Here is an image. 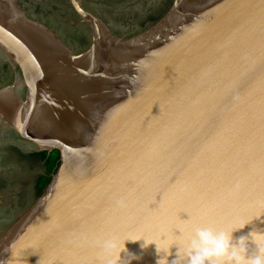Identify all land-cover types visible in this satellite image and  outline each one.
I'll use <instances>...</instances> for the list:
<instances>
[{"label": "water", "instance_id": "1", "mask_svg": "<svg viewBox=\"0 0 264 264\" xmlns=\"http://www.w3.org/2000/svg\"><path fill=\"white\" fill-rule=\"evenodd\" d=\"M187 1L169 0L121 37L74 1L91 27L74 53L0 0L9 11L0 12V56L20 85L0 89V102L8 95L31 108L35 95H57L65 113L78 111L77 133L64 136L45 117L41 132L17 126L0 107V126L51 158L0 264H187L192 224H245L234 239L264 232V0ZM13 15L40 38L17 36ZM38 42L61 55L34 51Z\"/></svg>", "mask_w": 264, "mask_h": 264}, {"label": "rangeland", "instance_id": "2", "mask_svg": "<svg viewBox=\"0 0 264 264\" xmlns=\"http://www.w3.org/2000/svg\"><path fill=\"white\" fill-rule=\"evenodd\" d=\"M12 1L37 25L39 33L52 37L65 48L77 53L88 46L91 27L90 22L82 19L75 10L74 1L91 11L110 35L121 37L145 28L169 0ZM208 1L188 0L185 5L198 2L204 5ZM14 75V71L0 56V89L13 85L19 87ZM11 122L27 128L23 120L13 118ZM33 127V131L41 132L36 128L42 126L34 123ZM32 152H36L40 158L44 157L31 141L15 137L4 126H0V243L34 203L38 195L36 190L42 188L41 176L47 174L44 167L46 165L48 168V162L43 164L40 158L30 154Z\"/></svg>", "mask_w": 264, "mask_h": 264}, {"label": "clouds", "instance_id": "3", "mask_svg": "<svg viewBox=\"0 0 264 264\" xmlns=\"http://www.w3.org/2000/svg\"><path fill=\"white\" fill-rule=\"evenodd\" d=\"M244 226L245 224L231 231H218L211 226L192 224L185 237L187 264H264V232L251 230L246 235L233 238V232ZM249 237H251V243L257 246L255 255L248 253ZM140 239L143 238L135 240ZM143 242V245L155 243V241L144 239ZM104 246L113 248L115 242L106 240ZM109 264H117V261H110Z\"/></svg>", "mask_w": 264, "mask_h": 264}, {"label": "bare ground", "instance_id": "4", "mask_svg": "<svg viewBox=\"0 0 264 264\" xmlns=\"http://www.w3.org/2000/svg\"><path fill=\"white\" fill-rule=\"evenodd\" d=\"M200 5H202L201 2L195 3V7H198ZM190 7H192V5H188L185 9H191ZM0 12L4 13L3 16H5L6 13L8 14L9 11L8 9L5 8V6H2L0 7ZM11 20L13 21V23L12 22H8V23L10 24V27L13 29V31H15L17 36H22L21 35L22 32L25 31L28 32L33 38H35L36 36L40 38V36L36 35V33H34L31 28L25 26L24 23L22 22L19 23V19H17V17H14V15L13 18H11ZM37 44L39 45L33 46V49L38 53H42V55L47 54L48 57H52V58H58L61 55L60 50L54 47L50 46L45 49L44 48L45 44L43 45L40 42H38ZM45 98L41 99V97H37V95H35L33 100L30 101L32 103L30 108L26 101H22V100L17 101L16 99L14 101L12 96L7 95V97L0 102V107L1 109L4 110V112L7 113V117L9 118L10 121H12L13 118L19 119L21 121L23 120L28 129L29 128H31L32 130L35 129L33 127L34 123L38 126H41L40 122H38L37 120L39 116V117H45L41 119L47 118L49 121L48 126H50V128H52L58 134L68 136L70 134L72 135V133H77V131L75 130L73 131L72 129V122L74 121L72 115L73 113L74 114L78 113V111L70 106L72 115L69 113H65V110H68L69 104L67 101L62 102L60 96L53 95L47 99ZM61 105L64 106L62 107V110L64 111L60 110ZM42 128L37 127L36 130L42 131L44 129ZM1 246L2 243H0V247Z\"/></svg>", "mask_w": 264, "mask_h": 264}, {"label": "trees", "instance_id": "5", "mask_svg": "<svg viewBox=\"0 0 264 264\" xmlns=\"http://www.w3.org/2000/svg\"><path fill=\"white\" fill-rule=\"evenodd\" d=\"M40 153H42V155H45V154H46L45 152H40ZM33 154L36 156L37 153H33ZM37 156H38V155H37ZM42 158H44V157H42ZM42 158H41V159H42ZM47 162H48V169H49L50 164H51V158H49ZM41 179H42V188H43V186H44V184H45V182H46V177H45V175H44V176H41ZM42 188L39 189V190H36V194H39V193L41 192Z\"/></svg>", "mask_w": 264, "mask_h": 264}, {"label": "flooded vegetation", "instance_id": "6", "mask_svg": "<svg viewBox=\"0 0 264 264\" xmlns=\"http://www.w3.org/2000/svg\"><path fill=\"white\" fill-rule=\"evenodd\" d=\"M15 4V3H14ZM36 153V152H35ZM32 156H35L34 154H33V152L32 153H30ZM35 157H38V156H35ZM38 158H40V157H38ZM50 158V155H47V154H45L44 155V158H40L41 160H42V162H43V164L46 162V161H48V159ZM44 169H45V171H48V168H46V165H45V167H44ZM42 176H44V174H42Z\"/></svg>", "mask_w": 264, "mask_h": 264}]
</instances>
